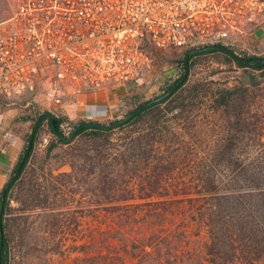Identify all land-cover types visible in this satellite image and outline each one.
Here are the masks:
<instances>
[{
  "label": "trees",
  "instance_id": "16d2710c",
  "mask_svg": "<svg viewBox=\"0 0 264 264\" xmlns=\"http://www.w3.org/2000/svg\"><path fill=\"white\" fill-rule=\"evenodd\" d=\"M188 50L157 96L182 76ZM207 56L244 70L249 83L216 87L208 79L215 72H195ZM188 65L187 80L168 99L114 130L81 126L66 142L80 120L55 110V119L42 117L5 192L0 264L21 250L44 259L64 250L74 264H264V66L241 67L216 50L190 55ZM151 99L127 96L120 116ZM43 111L24 117L29 131L10 177ZM191 132L214 135L203 142ZM68 218L76 234L59 236Z\"/></svg>",
  "mask_w": 264,
  "mask_h": 264
},
{
  "label": "built area",
  "instance_id": "2783aa9c",
  "mask_svg": "<svg viewBox=\"0 0 264 264\" xmlns=\"http://www.w3.org/2000/svg\"><path fill=\"white\" fill-rule=\"evenodd\" d=\"M264 30V0H14L0 21V97L58 86L72 93L125 92L151 68L147 47L246 46ZM107 110L87 108V119ZM47 143L43 139L42 145Z\"/></svg>",
  "mask_w": 264,
  "mask_h": 264
},
{
  "label": "rangeland",
  "instance_id": "374dc122",
  "mask_svg": "<svg viewBox=\"0 0 264 264\" xmlns=\"http://www.w3.org/2000/svg\"><path fill=\"white\" fill-rule=\"evenodd\" d=\"M14 11V0H0V21H3L9 18ZM240 52H245L248 55H253L255 57L264 56V30H258L254 36V43L252 45L246 46H235ZM185 49H156L151 47L149 54L151 56V68L147 73L143 74V81L141 87H139V91L137 94L143 96L146 99L154 98L158 95V87L153 89L152 87L157 85H161L166 79L171 77L175 70L179 66V58L180 54ZM195 72H198L200 76H208L212 72H215L213 76H209L208 79L216 82V87H221L220 84H224V86L232 87L234 79H240L242 81L243 74L248 76V73L244 70H238L234 64H225L220 62L219 60L213 57H205L199 61ZM46 89L47 83L43 85ZM44 88H39L35 93L25 94L12 99H4L0 97V115H5V113H14L15 127L20 131L22 137L24 138L29 131V122L24 120L26 115L31 113V110L40 109V110H49V111H57L61 115H63V107L68 106L76 102V98L80 94L89 93H72L68 92V87L58 86L56 92V98L60 99L61 105L58 108L48 107L45 104L44 96L45 91ZM30 110V111H28ZM119 116L115 118L116 120L121 119ZM110 119V120H115ZM77 120H87L86 119H77ZM102 122V121H99ZM214 135L211 133H200V132H191L189 136H192L196 140H200L203 142L209 141L210 137ZM187 138L188 136L185 135ZM24 147V143H23ZM207 151L206 144L203 143L199 150L200 155ZM195 153V151H191ZM203 152V153H201ZM259 152V150H256ZM192 154V153H191ZM255 152L252 154L254 155ZM68 167H63L61 171H68ZM10 175L5 180V183L9 180ZM3 186L0 188V193L2 191ZM14 205V204H13ZM104 220V217H101ZM70 218L67 219L66 224L62 229L58 230L59 236H67L72 237V235L76 234L73 230V226L70 225ZM90 219L84 221L83 226L87 228L90 224ZM204 233L202 234V238L204 237ZM204 239V238H203ZM40 259H39V258ZM74 254L68 253L66 254L64 250L62 252L49 254L45 259L44 256L40 257L37 252L31 253L30 251L21 250L20 252H14L13 258L10 264H74Z\"/></svg>",
  "mask_w": 264,
  "mask_h": 264
},
{
  "label": "crops",
  "instance_id": "0c3cea01",
  "mask_svg": "<svg viewBox=\"0 0 264 264\" xmlns=\"http://www.w3.org/2000/svg\"><path fill=\"white\" fill-rule=\"evenodd\" d=\"M156 86L159 88L160 85L157 84L152 88L156 89ZM138 91L139 89L129 88L125 92L80 94L75 103L63 107L62 113L70 120L86 119L87 108L96 106L107 110V117L99 118L97 121L115 119L121 115L124 99L129 95L137 94ZM14 116V113L0 115V188L11 175L23 149L24 138L15 127Z\"/></svg>",
  "mask_w": 264,
  "mask_h": 264
},
{
  "label": "water",
  "instance_id": "95a60500",
  "mask_svg": "<svg viewBox=\"0 0 264 264\" xmlns=\"http://www.w3.org/2000/svg\"><path fill=\"white\" fill-rule=\"evenodd\" d=\"M213 50L225 53L226 55H228L229 57L234 59L238 63V65L241 66V67L264 66V56L245 59V58L241 57L239 54H237L232 48L227 47L225 45L215 44V45H207V46H202V47L191 48L185 53V55L183 57V62H182L183 74H182V76L165 93H163L162 95L157 96V97L147 101L146 103H143V104L137 106L130 113H128L125 117H122L121 119H118L117 121H115V122H113L111 124H108V125L102 124L99 121H93V120H89V119L81 120V121H79L76 124V126L73 128L70 136L67 137L65 139V141L66 142H71L73 137H74V135H75V133H76V131L81 126L94 127V128H99V129H102V130H114L117 127H119V126L127 123L128 121H130L139 112L151 107L152 105H155V104H158L160 102L165 101L166 99H168L175 92L176 89H178L187 80L188 75H189V65H188L189 56L192 55V54H200V53H204V52H207V51H213ZM242 81L244 83H249L250 80H249V77L246 74H243ZM44 115H48L52 119L56 118L55 114L52 111L44 110L35 119V121H34V123L32 125V129H31L30 135H29V140H28L27 146L25 148V151H24V153L22 155L21 161L19 162V164H18L15 172L13 173V175L6 182V184L4 186V189L2 191L1 204H0V219H1V216H2V213H3V204H4V200H5L6 189L9 187V185L11 183H13L16 180L17 176L19 175V173H20V171H21V169H22V167H23V165H24V163H25V161H26V159H27V157H28V155H29V153L31 151L32 144H33V138H34V135H35L36 128H37L39 122L41 121V119H42V117ZM0 248H1V246H0Z\"/></svg>",
  "mask_w": 264,
  "mask_h": 264
}]
</instances>
